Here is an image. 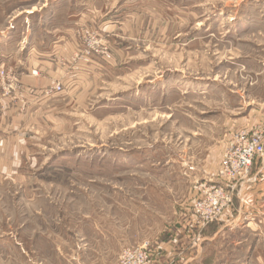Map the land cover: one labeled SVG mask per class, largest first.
<instances>
[{"label": "rangeland", "instance_id": "1", "mask_svg": "<svg viewBox=\"0 0 264 264\" xmlns=\"http://www.w3.org/2000/svg\"><path fill=\"white\" fill-rule=\"evenodd\" d=\"M36 30L73 47L75 89L30 112L32 56L0 67V124L32 119L0 158V264H117L144 244L152 264H264V157L245 180L220 170L237 132L264 135V0H0V40ZM212 184L232 202L203 223L192 205Z\"/></svg>", "mask_w": 264, "mask_h": 264}, {"label": "crops", "instance_id": "2", "mask_svg": "<svg viewBox=\"0 0 264 264\" xmlns=\"http://www.w3.org/2000/svg\"><path fill=\"white\" fill-rule=\"evenodd\" d=\"M48 34L53 35L54 33L47 32V35ZM16 37V39H10L8 37L2 38V40H0V67L13 64L12 62L17 59L15 55L19 45L22 46L21 50L25 52L24 55L32 56L33 61H31L30 58H28L29 60L20 59L18 62L19 69L17 68L18 72L21 71L20 73L23 75L22 85L19 93L21 96L27 99L28 110L30 112L37 111V109H41V107L47 105L49 102H52V100L58 99L60 97L66 98L70 94V91L75 89L74 82L73 87H71V85L68 84L69 82H66L62 77V70H60V63L62 62L61 56L68 55L70 57L69 54H71L70 50L72 46L69 44V42H67V38L62 35H55L54 37H51L49 41L43 43L41 41L46 40L41 36V33H39L38 30L30 33L28 37H21L22 39L18 38V36ZM16 40L21 41L17 42ZM26 40L28 42H26ZM50 61L55 62V71L51 68H47V66L52 67V64L48 63ZM62 64L63 63H61V65ZM99 65V63H94L93 61V63H89L84 66L82 70L80 69V71L75 74L74 78L77 79L76 82H84V80L89 77V74L96 73ZM38 67L41 68L39 69L38 75H32V69ZM48 79L49 81H47ZM60 79L64 81L65 85V90L63 92L57 93L53 97L44 94V89L46 87L51 86L53 82L59 81ZM18 111L16 112L17 114H13L11 112L7 113L8 117L5 121H3V123L10 122L11 124L6 125V127L0 124V158L2 160L3 157H6V155L8 158L11 156L17 157L19 155L17 149L19 146V140H17V137L15 136L21 134L26 127L28 128L32 120L30 119L31 115L20 113ZM248 121L249 120L246 122ZM12 140L16 141L17 143L15 144L13 141L12 144ZM257 174L261 175L258 180L259 186L257 189L258 193H260L259 198L262 199V195H264V164L260 166L258 164ZM236 219H239V217L236 216ZM248 225L250 226L251 224Z\"/></svg>", "mask_w": 264, "mask_h": 264}, {"label": "built area", "instance_id": "3", "mask_svg": "<svg viewBox=\"0 0 264 264\" xmlns=\"http://www.w3.org/2000/svg\"><path fill=\"white\" fill-rule=\"evenodd\" d=\"M264 157V135L255 131L237 132L221 160L223 178L245 180L250 176L255 161ZM192 205L195 218L203 223L217 220L232 202L231 194L217 184L205 186ZM117 264H152V254L147 244L123 251Z\"/></svg>", "mask_w": 264, "mask_h": 264}]
</instances>
